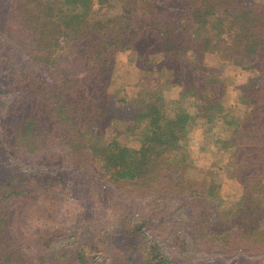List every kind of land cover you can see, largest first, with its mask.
<instances>
[{
  "label": "trees",
  "instance_id": "1",
  "mask_svg": "<svg viewBox=\"0 0 264 264\" xmlns=\"http://www.w3.org/2000/svg\"><path fill=\"white\" fill-rule=\"evenodd\" d=\"M236 1L0 0L3 31L11 35L0 32V94H17L3 121L10 147L40 162L42 173L46 167L56 173L63 166L98 168L114 183L155 193L160 209L154 218L118 219L102 230L103 223L72 213L64 228L77 234L81 225L89 235L56 245L61 229L49 221L61 199L47 196L44 181L31 174L6 178L0 170V264H99L83 251V239L97 235L104 242L124 241L105 250L117 251L124 264H233L264 257V0L247 6ZM123 49L143 73L141 90L131 97L113 87ZM208 53L246 73L233 86V104L226 101V79L207 63ZM167 88H177L176 97L168 98ZM216 121L231 130L225 163L241 186L238 200L227 206L217 194L224 167L200 168L186 147L197 129L208 133ZM57 175L58 184L68 179ZM24 192L33 212L46 217L38 224V254L27 253L22 239L4 236L8 203ZM173 194L206 199L197 205L204 213H190L185 230L195 245L216 255L212 261H185L189 239L178 235L174 218H165ZM155 218H163L159 226L173 227L150 239Z\"/></svg>",
  "mask_w": 264,
  "mask_h": 264
},
{
  "label": "rangeland",
  "instance_id": "2",
  "mask_svg": "<svg viewBox=\"0 0 264 264\" xmlns=\"http://www.w3.org/2000/svg\"><path fill=\"white\" fill-rule=\"evenodd\" d=\"M238 3L247 6L249 5V0L236 1L237 6ZM3 16L4 12L1 10L0 32H3L4 36H9V32L6 33L3 31L6 29ZM129 54L130 51L128 49L119 50L117 52V64L114 72L113 87L122 90L123 93L125 92L128 94V97H131L137 95L141 90V87H139L137 83L143 73H141L134 66V63L129 60ZM206 60L216 72L226 79V82L230 86V89L227 91L226 101L228 104H233L235 97L238 95V92L234 90L233 86L241 84L246 73L240 67L233 66L227 60H223L215 54L208 53ZM45 76H47V74H45ZM165 91L168 98H174L178 94L177 88H167ZM16 95L15 92L0 94V138L2 139L0 143V170L3 171L2 173L5 174L6 178L14 174H19V176L21 174H26L30 178L31 174L34 176L31 178L37 181L39 179L44 181L43 189L49 192L47 196L52 193L57 198L61 199V204L56 206L58 213L54 214L51 218L55 220H53V222L52 220L49 221L51 226H53L52 229H55V231L61 229L59 230L60 232L57 233L60 237L57 239L56 245L59 242L75 244L77 242L75 236L79 235L81 237L82 235H89L85 233L81 225L77 226V234L71 233L68 228H64L63 223L65 219L72 213L73 216L77 218H82V216L92 217L91 223L93 224L94 222L98 225L103 223L98 227V229L101 230L105 228L106 223L112 226L115 222V225H117L116 220L118 219L129 218V222L131 221V223H133V221H141L144 218H154L156 214H159L160 209L156 207L158 199H155L158 196L154 195L155 193L137 190L134 185L127 183H114L98 168L79 169L77 167L72 168L63 166L60 167L61 171L56 173L46 167L42 173L41 170H38L42 166L40 162L33 161L32 157L25 158L18 155L7 143L3 129V121L7 119L8 108L12 100L16 98ZM164 108L168 113L171 112L169 104H166ZM209 126H212V129L208 133H204L203 128L197 129L194 132V139L187 141L186 147L189 155H191V158L195 159L196 165L200 168L204 167L209 169V166L214 163L216 164L215 167H224L223 169H219L218 179L222 184L218 188L217 194L223 199L221 206H227L238 200L241 193L239 182L231 176L229 166L225 163V159L229 155L228 148L230 146L231 130L219 121ZM209 126L206 125L204 128ZM202 132L205 135L201 134ZM63 173L68 175L67 181L61 182L60 184L56 183L59 177L57 174ZM201 174L199 175L201 176ZM20 185L24 186L25 182H20ZM29 198L27 193L24 192L20 195L13 196L9 201L7 211L11 219L7 227L4 225L6 227L4 236H12L11 238L15 240V242H17L18 239H22L25 242L24 249L27 253L38 254L42 250L37 241L38 229L40 228L38 224L43 222L46 217L42 216V214L39 215L33 212L31 206L28 204ZM184 198L185 197L174 196V194L169 196L166 200L169 203V206L166 207L169 214H166L165 218L166 220L174 218L179 223L176 227L178 235L181 238L189 239L186 246L187 250L183 252L184 259L187 263H194L197 262V260H200L201 263L204 261H212L215 259L216 255H213L211 252H204L201 245H195L188 234V232L190 233V229L187 228L185 230L186 220L189 218L190 213H204V210L197 205H204L206 199L191 198L192 200H189L185 198L186 200H184ZM78 199L80 202H78ZM182 199L185 201L184 206L180 204ZM177 206L180 207L176 209ZM59 217H61V219ZM162 221L163 218L151 220L147 230L150 239L156 237L160 231H167L171 225L173 227V224L170 223L159 226ZM122 229H120L121 232ZM4 236L2 235V239H6ZM85 239H83V251L86 256L90 257L92 262L99 264H124L120 261L117 251L113 249L108 252L105 251L108 247H121L124 244V241H121L122 239L119 238L115 242H104L99 235L94 236L91 240ZM24 256V254H20L19 259L24 261ZM116 259L119 261L116 262ZM222 259L225 263L230 262V259H226L225 257H222ZM261 259L264 260V257L257 255L252 257L245 256V258H239V261H234L233 264H253L254 261H259Z\"/></svg>",
  "mask_w": 264,
  "mask_h": 264
}]
</instances>
